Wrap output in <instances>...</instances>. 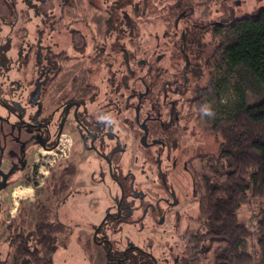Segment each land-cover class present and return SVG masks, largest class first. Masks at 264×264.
<instances>
[{
    "label": "rangeland",
    "instance_id": "374dc122",
    "mask_svg": "<svg viewBox=\"0 0 264 264\" xmlns=\"http://www.w3.org/2000/svg\"><path fill=\"white\" fill-rule=\"evenodd\" d=\"M206 1L209 3L208 7ZM179 5H191L194 15L178 21L177 34H175L173 25L178 13L175 7ZM262 7L264 0H43L40 2L30 0L29 5L22 0L17 2L0 0V52L2 51L4 57L12 60L9 70L3 72L4 70L0 69V264H12L8 243L11 227H16L18 219L23 215L25 219L23 231L26 233L35 218V200L45 205L47 191L43 184L47 167L44 166H48L45 165L46 162L53 164V158L57 160L60 154L55 149L49 155L41 148L37 149L48 139L47 131L44 128L26 126L34 122L38 113V104L28 103L27 92L21 85L22 80L32 77L31 79H36L37 82L39 77L35 71H27L28 75L25 77V68L14 62L25 49L26 45L21 42L27 41L28 44L34 45L36 52L40 47L50 46L56 55L64 52L68 58L76 60L83 58L79 62H67L69 70L60 77L61 83L73 76L78 66L88 63V56H91V51L95 47L104 46L110 54L103 55L99 60L97 77L100 93L104 89L100 79L106 73L115 74L116 78L117 73H126L121 48H124L130 59H133L130 60V69H134L136 75L139 60L155 62L156 55H161L162 59L158 66L162 81H171L176 77L180 81L177 97L180 117L179 138L176 148L180 158L190 160L192 172L197 173L203 166L201 157H211L219 143L208 135L207 130L217 116L227 118L233 115L238 103L237 92L233 88L235 80L231 78L219 94V108L205 105L202 111H198L193 106L195 91L202 87L206 80L203 59L210 54L215 45L209 33L212 29L211 24L214 21H222L232 12L233 17L238 18ZM18 9L28 15V22H22L18 18ZM199 21L206 23L209 30L204 32L200 41L201 64L193 60L191 65L201 66L202 77L196 78L195 73L191 74L188 71L186 82H183L181 73L184 62L179 54V48L174 43L176 40L179 42L181 30ZM22 28L27 30L24 35L19 32ZM80 40L86 43L83 57L75 52L79 49L72 45ZM34 68L37 70L36 67ZM5 73L7 75H4ZM17 82L19 86L16 85ZM60 87L61 84L57 81L50 88L49 97L56 94ZM20 122H24L23 126ZM67 133L72 136L73 130ZM73 137L71 161L77 166L73 193L55 207V216L52 218L66 225L70 235L66 241L58 240L55 243L51 263L103 264L102 249L95 247L93 258L90 259L86 251V241L92 242L93 233L105 215L115 210L119 191L111 181L105 164L93 152L87 150L80 139L75 138L74 135ZM68 146V142L62 141L57 149L65 151ZM139 146L136 143L123 145L120 163L117 166L122 175L132 177L131 186L135 191L144 193L148 203L146 206H140L139 202H133L132 219H137L143 213L145 215L138 222H119L115 227L113 222H108L98 238L102 239L105 236L110 238L115 251L136 246L149 251L157 264H172L173 258L180 257L183 253L182 234L186 230L194 232L198 228L197 199L190 197L188 201L180 204L177 208L180 214L177 223L174 211L168 210L165 202L166 189L160 191L154 181L156 172L154 164L152 174L140 173V163L145 151ZM34 151L33 163L31 160ZM153 151L149 149V152L153 153ZM161 163L164 166L163 157ZM31 167H33L32 171ZM25 173L28 175V183L20 182ZM34 174L37 177L31 178ZM114 174L116 175V172ZM178 176H180L179 172ZM11 183L18 184L11 187ZM166 185L180 200L185 194L184 191L190 192L185 184L183 188L172 185L169 177ZM188 194L190 196V193ZM258 208V202L251 201L238 212L239 220L251 230ZM162 212L165 214L164 222L159 226L155 224L154 219ZM9 222H11L10 227H8ZM249 242L251 245L249 252L256 262L258 256L255 241L250 239ZM208 257L200 264H211L210 254Z\"/></svg>",
    "mask_w": 264,
    "mask_h": 264
},
{
    "label": "flooded vegetation",
    "instance_id": "af4514ba",
    "mask_svg": "<svg viewBox=\"0 0 264 264\" xmlns=\"http://www.w3.org/2000/svg\"><path fill=\"white\" fill-rule=\"evenodd\" d=\"M12 1L17 2L18 0ZM18 18L22 22L29 21L28 15L24 14V12L21 13L20 9H18ZM178 21L179 19H175L173 25L175 34H177ZM217 26H221L219 21L212 22V30ZM26 31L25 28H22L19 32L24 35L27 33ZM185 33L186 29L181 30L179 42L176 40L174 43L179 48V54L184 62L181 73L183 82H186L187 72L189 67H191V54L186 49ZM21 43L26 45L25 49L16 57L14 62L19 64L20 67L25 68V77L30 71H35L38 75L37 77H39L37 82L36 79L32 80V77L22 80L21 85L27 92L28 103L33 105L38 104V113L34 118V122L26 126L30 128H44L47 131L48 139L41 146H38L37 149L41 148L48 155L54 149L60 153L59 157L56 158L57 160L53 158L54 165L46 162L47 164L45 163V165L48 166H44L47 167L43 184L47 191V201L45 204L51 205L55 209L59 203L63 202L73 193V182L77 176V166L71 161V148L73 146L74 135L75 138L82 141L87 150L93 152L105 164L111 181L117 186L119 191L115 210L105 215L103 221L93 233L92 242L94 245L91 242L92 252L95 247L102 249L104 252L103 264H121L127 262V258L130 255L139 259L137 264H157L149 251L136 246H129L123 250L115 251L110 238L105 236L99 239L98 235L104 231L103 228H105L108 222H113V227H115L119 222H138L145 215L143 213L137 219H132L131 207L133 202H139L140 206H146L148 203L145 200L144 193L135 191L133 186H131L132 177L122 175L117 166L120 163V153L123 145L136 143L145 151L140 163V173L143 172L145 174L148 172L149 175L152 174L154 171L152 166L154 164L156 167L154 181L160 191L166 189L167 199L165 202L168 210L174 211L177 223L180 216L177 208L184 201H188L190 197H194L195 180L191 161L181 159L180 153L176 148L179 138L178 126L180 121L177 98L180 89L179 78L176 77L171 81H162L161 70L158 66L162 56L159 54L156 55L155 62L146 59L139 60L137 62L138 74L136 75L134 69H130V60L133 59H130L131 57L124 48H121L120 52L123 54V66L126 73H117L119 76L117 78L115 74L109 75L106 73L104 77H101V81L99 80L104 87L100 93L98 88L99 78L97 77L99 60L103 55L110 54L105 50L104 46L95 47L91 51V56H88V63L78 66L74 75L61 83L59 79L68 72L66 71L69 70L68 64L66 65V70L56 76L52 72V69L55 66L57 58H55L56 53L51 50L50 46L41 48L38 43L37 45L40 48L36 52L34 45L28 44L27 41ZM103 44L105 45V42ZM85 47L86 43L83 42L79 50L75 52L81 54V57H83ZM0 53L3 54L2 51ZM1 54L0 69L5 72L11 68L12 60H6ZM63 54L66 56L64 52ZM195 56L196 60H193L200 63V52L198 51ZM82 59L76 60L70 58V60H65V62H79ZM205 60L203 59V62ZM4 75H7V73ZM57 81L61 84V87L56 94L49 97L50 88ZM16 85L19 86L18 82ZM20 123L24 124V122ZM71 129L73 130L72 136L67 133ZM62 141L69 143L65 151L57 149ZM150 148L154 150L153 153L149 152ZM35 151L31 160L33 163L35 162ZM162 157L164 166L161 163ZM32 169L33 167H31V171ZM114 172H116V175ZM178 172L180 176H178ZM26 173L20 182L28 183L29 180ZM57 175L58 180L56 181ZM35 177L37 176L34 174V177L31 178ZM167 177H169L172 185L174 184L176 187L183 188L185 184L188 186L190 192L188 190L187 192L184 191L185 194L180 200L175 192L169 190L168 185H166ZM180 181L185 183H182V185ZM57 182L60 189L58 201L56 197L51 196V191L56 190ZM16 184L13 183L11 187ZM188 193H190V196ZM164 215L163 212L158 213L159 217L154 219L155 224L159 226L163 224ZM17 229L19 228L14 227L15 233ZM178 259L179 256L173 258L172 264H177Z\"/></svg>",
    "mask_w": 264,
    "mask_h": 264
},
{
    "label": "trees",
    "instance_id": "16d2710c",
    "mask_svg": "<svg viewBox=\"0 0 264 264\" xmlns=\"http://www.w3.org/2000/svg\"><path fill=\"white\" fill-rule=\"evenodd\" d=\"M22 1L30 3V0ZM175 9L178 11L175 19L179 21L194 15L191 5H179ZM219 23L221 26L214 30L207 29L206 23L201 21L185 28L191 62L202 48L200 41L204 32L209 30L215 41L203 62L206 80L197 89L193 106L198 111L205 105L219 108V94L231 78L235 80L233 88L238 103L233 115L217 116L207 130L219 143L211 157H201L203 166L199 172H194L198 228L183 234L184 250L177 264H200L209 254L211 264H264V7L238 18L233 17L232 12ZM82 43L83 40L74 42V48L79 49ZM55 58L52 72L57 76L66 70L65 60L70 58L63 53L55 54ZM188 71L195 73L196 78L202 77L200 65L195 64ZM58 185L57 182L56 190L51 191L57 201ZM251 201L259 204L253 230L238 218L240 208ZM34 215L26 233L23 215L18 219L16 233L11 227L8 243L12 264H52L55 243L69 237L68 227L52 220L55 216L53 206L36 200ZM250 239L255 241L256 262L249 252ZM86 251L92 259L90 240L86 241ZM138 261L130 255L127 262L121 264H137Z\"/></svg>",
    "mask_w": 264,
    "mask_h": 264
},
{
    "label": "water",
    "instance_id": "95a60500",
    "mask_svg": "<svg viewBox=\"0 0 264 264\" xmlns=\"http://www.w3.org/2000/svg\"><path fill=\"white\" fill-rule=\"evenodd\" d=\"M236 5L238 4V2L235 3Z\"/></svg>",
    "mask_w": 264,
    "mask_h": 264
}]
</instances>
